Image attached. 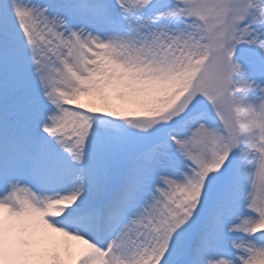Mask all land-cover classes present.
I'll return each mask as SVG.
<instances>
[{
    "label": "snow or ice",
    "instance_id": "1",
    "mask_svg": "<svg viewBox=\"0 0 264 264\" xmlns=\"http://www.w3.org/2000/svg\"><path fill=\"white\" fill-rule=\"evenodd\" d=\"M0 264H264V0H0Z\"/></svg>",
    "mask_w": 264,
    "mask_h": 264
}]
</instances>
